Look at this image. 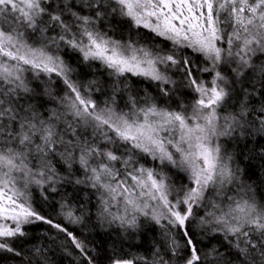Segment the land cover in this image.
I'll return each instance as SVG.
<instances>
[{
	"label": "snow or ice",
	"instance_id": "snow-or-ice-1",
	"mask_svg": "<svg viewBox=\"0 0 264 264\" xmlns=\"http://www.w3.org/2000/svg\"><path fill=\"white\" fill-rule=\"evenodd\" d=\"M79 3L89 14L76 10L77 0H0V251L21 256L17 240L28 235L26 226L41 222L62 233L83 264H94L83 240L31 202L32 185L56 193L57 185L75 183L99 193L101 222L135 229L145 217L163 230V252L156 248L151 260L120 258L112 264H257L254 257L264 264V204L243 188L244 195L229 194L239 175L220 143L238 130L243 135L255 123L248 119L254 112L264 131V99L259 108L250 107L254 97L264 98V61L256 63L264 55V0ZM112 13L137 29L136 36L143 39L139 30H147L158 43L111 37L100 25ZM62 49L79 53L86 63L98 61L110 75L156 82L164 97L191 89L194 102L172 109L151 96L129 95L121 107L114 87L101 106L89 95L95 81L71 79ZM185 49L202 57L204 66H194ZM25 73L35 80L55 76L67 91L57 97L45 88V101L40 85L32 86ZM48 102L57 106L45 108ZM148 160L157 167L145 166ZM74 165L83 179H72ZM173 169L184 181L179 187L169 176ZM59 208L70 223L83 221L70 202ZM193 220L203 232L221 236L232 259L216 247L204 253ZM33 251L37 264H47L43 249Z\"/></svg>",
	"mask_w": 264,
	"mask_h": 264
},
{
	"label": "trees",
	"instance_id": "trees-1",
	"mask_svg": "<svg viewBox=\"0 0 264 264\" xmlns=\"http://www.w3.org/2000/svg\"><path fill=\"white\" fill-rule=\"evenodd\" d=\"M83 8L82 14H89L90 10L83 7L79 0H77L76 10ZM102 31L107 32L111 37L120 40H127L129 36L138 40L141 44L155 45L158 39L147 30H139L142 32L143 39L136 36L138 31L135 28H130L129 22L120 17L118 14H109L100 25ZM171 47V45H169ZM182 54L188 55L194 63V66L203 67L204 62L202 57L191 52L190 49L182 50ZM62 58L73 69L70 76L74 81L87 85L90 81H95L89 95L103 106V103L113 96V88L119 90L115 92L116 102L119 106L127 101L129 95L137 96L140 99L151 96L161 107H170L172 109L178 108L180 104L190 106L194 102L196 94L191 89H182L175 95L169 97L161 96L159 87L156 82L150 81L144 77L132 76L126 74L125 76L116 77L110 75L109 69L105 68L98 61L84 62L81 55L71 49L61 50ZM260 61H264V55L258 54ZM255 59V58H254ZM202 78L206 77L205 73H197ZM31 81L32 86L40 85L39 92L43 99L48 101V97L44 94V89L48 88L53 95L57 97L64 96L67 91L59 78L53 76L49 81L46 76H42L40 80L32 78L30 73H25ZM179 80V76L173 77ZM210 79V77H208ZM253 80L257 81V90L260 89L259 74H253ZM123 97V100L121 99ZM260 97H254L250 101V107L259 108ZM39 105L40 101H33ZM53 102L46 103L45 108L56 107ZM45 109H41L44 111ZM62 110V109H61ZM235 109L229 107L227 111ZM257 113H252L248 119L255 121L250 123L244 129V134L241 135L238 130L234 133L232 138H221L220 143L223 145L227 155L232 157L230 166L238 170L239 181L229 186V194L244 195L240 189L243 188L247 195L252 196L259 204H264V131L260 130L259 121L256 119ZM140 163H145L141 160ZM147 167H157L155 162L148 160ZM72 179H83L84 174L79 170L78 165L73 166ZM175 169L169 173L172 183L179 187L183 180L174 174ZM183 175V174H179ZM31 202L37 211L46 217L52 218L54 222L61 223L66 226L69 231L74 232L87 245L94 257V264H112L114 259H134L138 257H147L151 260L153 252L156 248L164 251L166 240L163 236V230L155 222L148 220L145 217H140L139 225L135 229L121 227L119 222L111 224L101 222L98 219L99 193L86 184L66 183L63 186L57 185L56 193H44L38 186L32 185L30 188ZM210 195V194H206ZM47 196V199H45ZM70 202L76 209V215L82 216L81 223H70L60 214L59 205L62 202ZM115 211V209H113ZM201 212L203 209L200 210ZM196 220L192 221V231L195 233L194 239L198 241V247L204 253L216 247L225 257V259H232L229 255L227 245L221 236H212L210 233L203 232L196 227ZM28 235L19 238L16 242L18 251L22 252L21 256H14L11 253L0 251V264H37V257L34 254L35 248L44 250V256L47 258V264H83V257L80 256L78 250H75L71 245L66 244L64 235L57 232L55 228L48 224L37 222L35 225L26 226ZM173 233H178V230H173ZM181 244L184 243L183 238L177 235ZM235 253V249H231ZM167 259V257H165ZM257 264L259 258L254 257ZM211 260L212 257H209ZM136 264H143L142 261L137 260Z\"/></svg>",
	"mask_w": 264,
	"mask_h": 264
},
{
	"label": "rangeland",
	"instance_id": "rangeland-1",
	"mask_svg": "<svg viewBox=\"0 0 264 264\" xmlns=\"http://www.w3.org/2000/svg\"><path fill=\"white\" fill-rule=\"evenodd\" d=\"M0 222H2V221H0Z\"/></svg>",
	"mask_w": 264,
	"mask_h": 264
}]
</instances>
